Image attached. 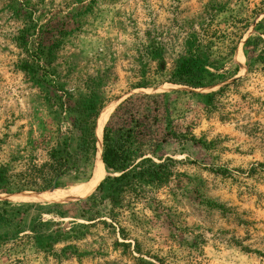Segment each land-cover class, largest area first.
<instances>
[{"label":"rangeland","instance_id":"rangeland-1","mask_svg":"<svg viewBox=\"0 0 264 264\" xmlns=\"http://www.w3.org/2000/svg\"><path fill=\"white\" fill-rule=\"evenodd\" d=\"M263 3L0 0V161L24 155L49 131L54 115L44 106L46 96L62 91L72 102L104 101L85 178L43 192L0 193V203H7L0 205L6 212L0 211V264H264V78L245 74L241 50L264 19ZM231 18L247 28L231 56L236 72L228 81L197 90L165 82L185 38L205 27L230 30ZM50 43V58L38 61L45 82L40 69L17 67L19 60H33V46ZM237 79L221 108L206 113L196 98L179 108L175 124L197 142L163 143V162L173 160L166 163L169 173L158 187L143 188L133 215L123 214L125 237L71 211L109 174L100 162L98 124L103 127L124 98L207 93ZM139 83L147 87L135 88ZM55 204L69 213L42 215L43 222L60 225L47 224L39 237L32 226ZM61 229L75 232L53 240Z\"/></svg>","mask_w":264,"mask_h":264},{"label":"trees","instance_id":"trees-1","mask_svg":"<svg viewBox=\"0 0 264 264\" xmlns=\"http://www.w3.org/2000/svg\"><path fill=\"white\" fill-rule=\"evenodd\" d=\"M261 9L264 10V3ZM231 19L230 30L205 27L200 34L185 38L183 52L168 70L165 82L197 90L228 81L236 72V67L230 69L231 56L247 28L243 20ZM255 32L244 40L241 47L245 74H259L264 78V19L256 23ZM54 44L33 46L34 50H30L36 55L33 60H19L17 67L40 69L42 74L38 79L45 82V70L38 61L40 56L50 58ZM241 80H231L207 93L173 90L124 98L101 130L100 160L109 174L98 183L93 194L75 202V210L71 211L91 223L88 225L99 223L125 237L121 225L123 214L133 215L134 201L143 194V188L158 187L169 173L166 163L173 160L163 162V143L168 139L197 142L191 133L182 132L181 126L175 124L173 117H177L179 108L187 100L196 98L195 102L202 110L212 112L222 104L229 89ZM146 87L147 83H139L135 88ZM43 101L54 115L49 131L39 142L30 143L24 155L10 154L6 160L0 161V193L43 192L62 188L65 180L76 182L86 177L83 170L97 150L94 128L104 101L72 102L71 96L62 91L46 96ZM1 204L7 205L5 202ZM0 211L6 214L4 209ZM68 213L69 210L56 204L42 210L32 226L33 233L44 237L43 228L47 224L60 225L52 220L43 222L42 215L50 214L60 219ZM101 214L108 221L102 220ZM60 231L53 240L71 235L73 230ZM4 241L0 237V244Z\"/></svg>","mask_w":264,"mask_h":264},{"label":"bare ground","instance_id":"bare-ground-1","mask_svg":"<svg viewBox=\"0 0 264 264\" xmlns=\"http://www.w3.org/2000/svg\"><path fill=\"white\" fill-rule=\"evenodd\" d=\"M103 110H104V109H103ZM103 110H102V111H103ZM102 111H101V113H102ZM107 111H108V110H107ZM101 113H100V114H101ZM105 113H106V112H105ZM105 115H108V114H105ZM99 116H100V115H99ZM98 118H99V117H98ZM97 120H98V119H97ZM99 120H101V117L99 118ZM99 120H98V122H100ZM104 120H105V118L103 117V120H102L103 123H104ZM103 123H102V124H103ZM100 124H101V123H100ZM102 126H103V125H102ZM100 128H102V127L99 126V124H98V131H100ZM100 133H101V132H100ZM99 137H101V134L99 135ZM100 162H101V161H100ZM100 173H101V172H100Z\"/></svg>","mask_w":264,"mask_h":264},{"label":"water","instance_id":"water-1","mask_svg":"<svg viewBox=\"0 0 264 264\" xmlns=\"http://www.w3.org/2000/svg\"><path fill=\"white\" fill-rule=\"evenodd\" d=\"M103 110V108L101 109V111ZM100 111V112H101ZM100 112H99V114H100ZM99 114H98V116H99ZM98 116H97V118H98ZM97 118H96V120H97ZM95 124H96V122H95ZM95 129V128H94ZM100 142H101V137H100Z\"/></svg>","mask_w":264,"mask_h":264}]
</instances>
